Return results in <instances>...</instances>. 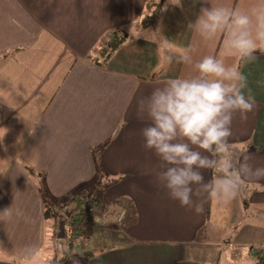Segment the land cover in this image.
Listing matches in <instances>:
<instances>
[{"label":"crops","instance_id":"1","mask_svg":"<svg viewBox=\"0 0 264 264\" xmlns=\"http://www.w3.org/2000/svg\"><path fill=\"white\" fill-rule=\"evenodd\" d=\"M190 2L192 12L183 22L162 29L159 17L155 32L146 34L148 28L137 33L133 24L148 4L162 6L163 0H0V264L48 263L45 250H51L48 264L66 260L56 259V245L58 240L72 246L66 236L72 195L88 189L82 185L94 166L124 163L157 171L136 181L137 190L118 215L124 226L112 248L75 261L212 264L215 246L232 242V232L247 219L246 208L251 217L239 242L260 244L255 254L258 261L264 256V178L252 180L241 171L246 190L226 203L201 197L203 211L197 213L159 184L162 161L144 147L142 129L150 119L140 110L141 99L171 78L199 76L195 64L205 56L238 67L230 30L202 38L194 26L201 2ZM262 2L211 0L246 13ZM122 28L130 31L126 42L106 65L94 63L101 43ZM179 55H191L192 62H180ZM255 55L239 67L255 106L246 118L234 114L230 137L247 153L240 163L253 169L264 167V53ZM37 165L42 176L34 175ZM204 176L207 181L210 170Z\"/></svg>","mask_w":264,"mask_h":264},{"label":"clouds","instance_id":"2","mask_svg":"<svg viewBox=\"0 0 264 264\" xmlns=\"http://www.w3.org/2000/svg\"><path fill=\"white\" fill-rule=\"evenodd\" d=\"M200 2L194 26L202 38L230 30L229 48L242 63L254 61L258 51L264 53V2L247 13L211 4V0ZM171 3L182 6L181 0ZM178 59L192 62L191 55ZM195 67L199 76L171 78L141 99L139 106L150 119L142 129L144 147L154 150L162 161L159 184L172 199L200 213L201 197L230 202L247 189L245 175L252 180L264 178V167L241 164L247 153L230 142L234 114L246 118L255 106L254 97L245 94L247 77L214 55L203 57ZM229 152L231 156L224 158ZM204 170L213 172L207 181Z\"/></svg>","mask_w":264,"mask_h":264},{"label":"rangeland","instance_id":"3","mask_svg":"<svg viewBox=\"0 0 264 264\" xmlns=\"http://www.w3.org/2000/svg\"><path fill=\"white\" fill-rule=\"evenodd\" d=\"M163 3L164 5L161 6L159 11V17L164 18V22L160 27L162 29L173 28L176 23L183 22L185 17H188L192 12L193 5L190 0H181L182 6L174 5L171 3V0H163ZM132 28L135 32L138 31L137 33L144 32V29H142L141 26V20L136 21ZM148 30L149 31H147L146 34L155 32V28L153 27H148ZM96 55H98V53ZM96 55L94 54V63L99 61L98 57L100 56L97 57ZM124 135L126 134L123 133L121 135V140L125 137ZM30 168H32L30 171H33V167L30 166ZM94 169L95 171L91 175L90 179L86 182V184L84 183L82 185L83 189L86 186L88 188L86 190L93 193L99 200L97 206L92 208L94 223L92 237L89 238L83 234H77L78 237L75 240L73 238V230L75 229L72 228V226L67 227L66 236H69L74 243L71 241L73 243L72 246L64 243L60 245L57 240L56 247L58 256L56 259L58 258L59 260L61 258H66V260L61 261V264H73V262L81 264V260L75 261L74 259H76V253L84 251L82 247L86 250L96 251V254L100 251L112 248L113 243L119 240L118 237H121V235H118V231L124 226L123 222L118 221V215L121 210L127 207L129 203L128 199L134 193V190H137L136 181L140 179V176L142 175H144L145 178L151 177L154 175V172L157 171L155 167L151 165H131L127 163L121 165H97L94 166ZM146 172L150 173L144 174ZM44 173L45 171H41L39 165H37L34 175L38 174L39 176H42ZM152 183L158 184L157 181ZM70 203V212L73 214L76 206L75 203ZM250 215L251 209L246 208L247 219L243 222V225L241 224L238 230H234V232H232L231 243H223L215 246L216 253L212 264H253L258 262L260 264V261H258V257L255 254V251L260 248V244H244L239 242L240 240L238 239L239 231H241L242 228L248 224V218ZM59 235L60 234H57V238ZM69 247H71L70 254H68ZM45 248H43V251ZM64 251L67 253L65 254ZM43 256L48 263L52 262L51 250H45ZM48 263L42 262L41 264Z\"/></svg>","mask_w":264,"mask_h":264},{"label":"trees","instance_id":"4","mask_svg":"<svg viewBox=\"0 0 264 264\" xmlns=\"http://www.w3.org/2000/svg\"><path fill=\"white\" fill-rule=\"evenodd\" d=\"M161 8V3L148 4L147 13L141 20L142 28L156 27L159 20V11ZM130 31L128 29L116 30L113 35L102 42L99 52H98V63L106 65L113 54L120 49V47L126 42L130 36ZM255 54H262L259 51ZM241 65V60L239 58L238 68ZM213 172L210 170L209 179L212 177ZM98 198L91 193L89 190H82L77 194H73L71 202L75 203V211L71 214V226L73 230V238L76 240L77 234H83L86 237H92L93 234V213L92 208L97 206ZM73 242V241H72ZM74 243V242H73ZM72 243V245H73ZM76 258L82 257L83 261H89L93 258L96 253L91 250H86L81 254H76ZM260 262H264V256L260 259ZM57 264V263H55ZM74 264V262H73Z\"/></svg>","mask_w":264,"mask_h":264},{"label":"built area","instance_id":"5","mask_svg":"<svg viewBox=\"0 0 264 264\" xmlns=\"http://www.w3.org/2000/svg\"><path fill=\"white\" fill-rule=\"evenodd\" d=\"M263 250H264V248H261V249H260V251H263Z\"/></svg>","mask_w":264,"mask_h":264},{"label":"water","instance_id":"6","mask_svg":"<svg viewBox=\"0 0 264 264\" xmlns=\"http://www.w3.org/2000/svg\"><path fill=\"white\" fill-rule=\"evenodd\" d=\"M263 264H264V262H263Z\"/></svg>","mask_w":264,"mask_h":264}]
</instances>
